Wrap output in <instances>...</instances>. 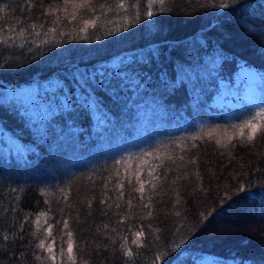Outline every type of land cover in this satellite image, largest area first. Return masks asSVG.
Segmentation results:
<instances>
[{
  "label": "trees",
  "instance_id": "trees-1",
  "mask_svg": "<svg viewBox=\"0 0 264 264\" xmlns=\"http://www.w3.org/2000/svg\"><path fill=\"white\" fill-rule=\"evenodd\" d=\"M91 2L126 7L103 13L97 7L95 16L80 11L73 20L63 11L44 14L62 0H34L31 8L27 0H0V39L16 36L0 44V264H52L36 247L41 240L57 254L56 264L61 247L64 264H71L69 231L76 264H131L121 243L132 249L135 264H153L154 257H159L155 264H170L189 245L201 264H264V139L259 136L264 123L257 125L256 139L243 144L229 127L247 118L244 108L264 100V80L247 85L238 78L249 69L264 74V0H234L228 8L214 6L221 0H165V11L158 4L148 9L152 17L146 15L151 0ZM153 49L158 59L141 66L133 61ZM68 58L97 63L96 68L123 63L129 75L135 68V76L145 79L139 86L129 81L133 86L122 90L117 104L99 92L106 118L68 113L67 93L61 94L57 79L67 75ZM163 73L172 84L178 74L179 85L165 86L159 79ZM224 83L235 90L233 105L214 102ZM5 94L23 103L26 116L6 103ZM211 128L228 132L217 131L209 140ZM44 129L49 134L41 138ZM202 134L203 140L174 144ZM229 136L235 138L227 149L214 143ZM156 150L155 159L116 164ZM179 155L196 163L176 159L173 164L169 157ZM161 160L164 168L157 173L172 171L155 181L151 217L126 180L123 199L116 200V169L127 168L131 175ZM184 174L186 179L172 183ZM146 177L147 172L141 178ZM148 193L146 185V198ZM139 228L144 235L137 238L133 233Z\"/></svg>",
  "mask_w": 264,
  "mask_h": 264
},
{
  "label": "snow or ice",
  "instance_id": "snow-or-ice-1",
  "mask_svg": "<svg viewBox=\"0 0 264 264\" xmlns=\"http://www.w3.org/2000/svg\"><path fill=\"white\" fill-rule=\"evenodd\" d=\"M229 2H234V0H221V2L218 5H214L215 7L219 8H228ZM153 4H158L160 12L165 11V0H151V3H148L146 5V15L148 17L153 16V11L148 10L151 9ZM34 0H27V7H35ZM133 4H129L127 7L131 8L133 7ZM136 7H139L138 4H135ZM97 7L101 10V13L107 10L115 11L116 9H124L126 5L122 2L116 3L113 6H107V5H93L91 0H62V5L59 7H50L48 9H44L45 15H56L57 13L63 11L66 15H70L71 18L74 20L77 17L78 12L82 11L84 13H90L92 16H95ZM69 8L72 9V11L69 13ZM59 19V17H57ZM87 23H94L93 20L89 19ZM31 29L34 31L37 27L36 24L30 25ZM42 27V25H41ZM50 31H57L56 28L50 29ZM81 31L86 32L87 27L81 29ZM25 30H20L19 35L24 36ZM35 35L39 36V32H35ZM87 38V37H85ZM16 36L15 35H8L7 39H0V44L7 43L9 41H15ZM25 43H30V41L26 38ZM47 43V41H45ZM24 45L21 44L20 47H23ZM159 58V51L153 49L148 56L144 60H139L137 58H133V61L137 64L141 65H147L151 62L152 59H158ZM69 59V66L65 68V73L67 75H63L62 78H57L60 82L58 87L59 91L62 95L67 93L65 95L64 99V105L66 106V109L68 113L75 112H91L93 114H99L96 118H100L102 116L103 118H106L107 116H110L109 113L104 109V105L102 102V97L98 95L99 92H102L105 96L109 97L114 104H117L118 97L122 94V90L125 87L131 88L133 85L129 83V81L135 79L136 80V86H139L142 83V80L145 78H140L135 76L136 69H131V75L128 74L127 68L123 65H112L110 67H101L96 68L95 64L90 63V61H83L81 60L79 63L76 61H73L72 59ZM133 61H129L128 67H131V63ZM99 64L107 65L109 62H99ZM249 71H251L249 69ZM120 72H124V75H120ZM261 79L264 80V74H259ZM160 81L168 87H177L179 85V75L176 76V84H172L170 80L167 79V73H163L159 77ZM75 85V87H73ZM7 100V104L12 105L13 107H17L20 111V114L22 116H26V108L23 105L22 102L18 101L15 97H9L7 94L4 95ZM242 116H246L247 118L242 119L240 123H232L229 124V127L233 130L234 133H238L241 143L247 140V142L251 143L256 139L257 136V125L264 123V100H262L259 104L248 106L243 109ZM235 119H241V117H235ZM246 130H248L246 135ZM217 131L221 132L222 134H226L228 132V128H211L207 132V138L209 140H213V134ZM4 134V129L2 124H0V135ZM49 134L48 129H44L43 132H41V138L46 137ZM259 136L261 139H264V126L260 127L259 129ZM235 138V136H229L227 141H222L220 138H215L214 143L219 145L221 148L227 149L230 144H232V140ZM204 135L200 136H194V137H186L183 140H180L178 142H174L175 146L179 147L180 145H185L187 141H193L196 140H203ZM193 147H196V144L193 143ZM160 150H156L153 152H143L139 156H132V157H124L122 160L117 161V165H123L126 163L129 159L141 161L144 159H147L148 157H153L154 159L157 158L158 152ZM169 159H172L173 164L176 162V159H179L180 161H184L185 163H196L195 158L193 159H187L184 155H179L176 158L169 157ZM115 168V165H114ZM164 168V162L161 160L159 163H149L147 164V167L141 170L140 168H136L131 170V175H129V169L125 168L123 173L119 171V169H116L117 175L114 178L116 180V183L114 185V191H117L116 200L119 201L123 199L124 196V187H125V180L127 181L128 185L130 186L131 190L133 192L139 193V200L142 204V206L145 209H148L147 216L151 217L153 215V205L152 201L155 197L157 184L155 181H162L167 179L166 173L168 171H172L171 168L164 169V172L157 173V169ZM147 172V177L145 179H142L141 177L144 176V173ZM198 175V174H197ZM181 178H187V174H184L183 176L177 175L176 179L172 181L173 184L176 183L177 180ZM199 178V175H198ZM109 180L113 179V177H109ZM135 181V183H133ZM149 186V193L147 198L145 197V186ZM240 191H244V188L241 187ZM110 199V198H109ZM102 203H107V200L101 201ZM131 204V201L128 202ZM177 203H179V199H177ZM109 207H111L109 205ZM117 207H119V204H117ZM40 215H45V213H40ZM176 216L180 215V212L175 213ZM37 224L39 223V217H37ZM123 223V221H120ZM64 228L68 227L67 220L63 223ZM107 227V226H105ZM21 230H23L21 228ZM47 233L51 235V226H48L46 229ZM69 239L67 241V253L68 257L67 259L71 261V264H76V259L72 255L73 253V241L71 240L72 233L69 231L67 233ZM133 235L137 238L144 235L143 228H139ZM7 238V237H5ZM121 240H126L125 237H121ZM133 244H137L136 240L132 241ZM53 244H55V241L53 240ZM36 247L40 248L42 251L47 252L46 259L52 261V264H56L57 262V254L54 253L53 248L51 246L45 247L44 240H41ZM138 247H144V243L140 242L138 244ZM119 250L123 252L127 257H129L131 264H135V254L133 253L132 249L125 248L124 244L121 243L119 246ZM174 250V249H173ZM60 257V264H64V249L63 247L60 248L59 252ZM37 259H41L40 256L36 257ZM159 257H154L153 264H155V260H158ZM170 264H201V260L195 255V253L191 250V245H189V248L184 249L183 251L179 252L178 255H176L173 260L170 262Z\"/></svg>",
  "mask_w": 264,
  "mask_h": 264
},
{
  "label": "rangeland",
  "instance_id": "rangeland-1",
  "mask_svg": "<svg viewBox=\"0 0 264 264\" xmlns=\"http://www.w3.org/2000/svg\"><path fill=\"white\" fill-rule=\"evenodd\" d=\"M240 75H239L240 77L238 76L239 80H240V78L246 79L247 85L254 84L257 82L262 84V82H263L262 79L258 75L254 74L251 71L245 70ZM232 97H235V90L227 87L226 83H224L222 90H221V93L215 98L214 102H216L220 105H222V104L233 105V104H235V101L233 100Z\"/></svg>",
  "mask_w": 264,
  "mask_h": 264
}]
</instances>
